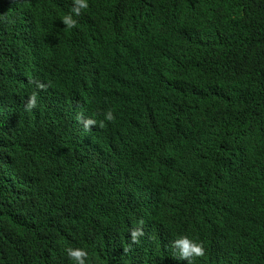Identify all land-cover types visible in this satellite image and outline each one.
<instances>
[{"label":"trees","instance_id":"16d2710c","mask_svg":"<svg viewBox=\"0 0 264 264\" xmlns=\"http://www.w3.org/2000/svg\"><path fill=\"white\" fill-rule=\"evenodd\" d=\"M87 4L0 5V264H264V0Z\"/></svg>","mask_w":264,"mask_h":264},{"label":"clouds","instance_id":"9594fccd","mask_svg":"<svg viewBox=\"0 0 264 264\" xmlns=\"http://www.w3.org/2000/svg\"><path fill=\"white\" fill-rule=\"evenodd\" d=\"M21 1L22 0H0V5L4 8H7ZM75 4L77 7L73 9V11L77 15L79 14L80 9L86 8L88 6L87 0H75ZM62 22L68 27H72L75 23V21L72 20L70 16H65ZM38 74L39 71L33 76ZM33 103L34 102L30 101L28 106L32 107ZM111 118L112 116L109 113L107 115V119ZM85 126H87V124ZM245 158L246 157H242V159ZM166 165H169L166 156L162 154L160 147L156 148L151 155H148L144 166L139 170L140 172L138 173V179L135 182V185L150 196L154 192L161 191L164 185L172 178V176L167 171ZM139 226L138 220H136L130 229L131 239L133 240L132 242H137V237H139L140 233L143 232V228L141 226L140 228ZM170 248L169 256L172 264H174L178 258L186 260L187 264H192L193 257H199L204 254L203 248L200 244L195 243L183 236H173L170 243ZM68 255L70 258H75L78 264H84L83 257L86 255L84 251L69 250Z\"/></svg>","mask_w":264,"mask_h":264},{"label":"bare ground","instance_id":"6f19581e","mask_svg":"<svg viewBox=\"0 0 264 264\" xmlns=\"http://www.w3.org/2000/svg\"><path fill=\"white\" fill-rule=\"evenodd\" d=\"M172 41H173V40H172ZM150 86H151V85H150ZM155 99H156V98H155ZM155 99H154V100H155ZM155 101H156V100H155ZM151 104H153V103H151ZM154 105H155V104H154ZM160 113H161V112H160ZM202 134H203V133H202ZM212 134H213V133H212ZM204 135H205V134H204ZM202 136H203V135H202ZM208 143H209V142H208ZM207 145H208V144H207ZM207 145H206V146H207ZM145 200H146V201H149V200H150V195H149V194H147V198H145ZM145 203H146V202H145ZM147 213H148V211H147ZM112 245H113V244H112ZM110 249H111V248H110Z\"/></svg>","mask_w":264,"mask_h":264}]
</instances>
